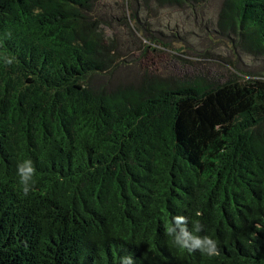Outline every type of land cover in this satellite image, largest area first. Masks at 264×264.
<instances>
[{
    "label": "trees",
    "instance_id": "trees-1",
    "mask_svg": "<svg viewBox=\"0 0 264 264\" xmlns=\"http://www.w3.org/2000/svg\"><path fill=\"white\" fill-rule=\"evenodd\" d=\"M98 1L0 0V264H264V76L99 83ZM217 24L264 56V0H223Z\"/></svg>",
    "mask_w": 264,
    "mask_h": 264
},
{
    "label": "rangeland",
    "instance_id": "rangeland-1",
    "mask_svg": "<svg viewBox=\"0 0 264 264\" xmlns=\"http://www.w3.org/2000/svg\"><path fill=\"white\" fill-rule=\"evenodd\" d=\"M222 2L206 0L194 10L141 4L136 8L137 21L125 0H99L97 14L115 68L97 81L113 86L135 82L143 75L171 82L199 77L210 83L263 78L264 56L233 48L231 39L237 35L226 36L218 27Z\"/></svg>",
    "mask_w": 264,
    "mask_h": 264
},
{
    "label": "clouds",
    "instance_id": "clouds-1",
    "mask_svg": "<svg viewBox=\"0 0 264 264\" xmlns=\"http://www.w3.org/2000/svg\"><path fill=\"white\" fill-rule=\"evenodd\" d=\"M11 63V61H9ZM35 173V168L32 165V162L30 160L25 161L22 165L18 166V174L20 176V183L23 185V193L27 195L29 192V181L32 180V177ZM181 219L185 220V218L180 217ZM200 226H197V230H199ZM169 235H172V229H168ZM185 235H188L187 232H185ZM190 239L192 240V243L189 244L187 240H182L179 236H176V243L179 244L183 248L191 250L199 249L200 251L206 253L209 256L218 255L217 252V246L216 242L213 241L210 238H199V237H193L190 236ZM128 264H131V261H128Z\"/></svg>",
    "mask_w": 264,
    "mask_h": 264
}]
</instances>
